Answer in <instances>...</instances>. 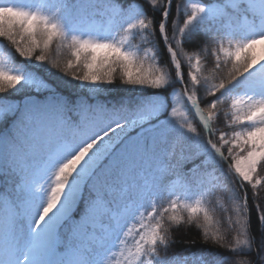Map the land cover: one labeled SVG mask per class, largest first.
<instances>
[{
    "label": "snow or ice",
    "instance_id": "6c2138e0",
    "mask_svg": "<svg viewBox=\"0 0 264 264\" xmlns=\"http://www.w3.org/2000/svg\"><path fill=\"white\" fill-rule=\"evenodd\" d=\"M146 3L0 0V264H264V0ZM229 190L222 232L205 197ZM181 224L232 255L170 252Z\"/></svg>",
    "mask_w": 264,
    "mask_h": 264
},
{
    "label": "trees",
    "instance_id": "16d2710c",
    "mask_svg": "<svg viewBox=\"0 0 264 264\" xmlns=\"http://www.w3.org/2000/svg\"><path fill=\"white\" fill-rule=\"evenodd\" d=\"M22 0H15L16 3L22 4ZM136 3L142 4L144 8L147 10V13L149 15H152L151 9L146 3V0H135ZM195 2H200V0H174L173 5V17H175V4H180L182 7L190 8V5ZM205 3L211 2V0H203ZM156 18L159 19V15L156 14ZM157 38L159 39V36L157 34ZM0 44H2L5 53H7L8 49L5 47L7 44L6 40H3V38H0ZM201 40L200 38H196L191 44L185 45L186 49L188 51H195L198 49L199 44ZM151 45H145L144 47H150ZM202 57L204 56L203 53H201ZM70 57V52L67 48H64L60 54V60L63 62L64 60L68 59ZM215 57L208 55L206 56L204 63L205 68L210 69L214 64ZM13 63L15 66L19 67L23 63L22 59L14 54V60ZM148 63H153V61H146V66ZM182 63V70L185 73V81H187V71H188V65L187 62L181 58ZM159 66L166 68L167 71H169L173 77H174V67L171 66L169 63V57L167 55L166 49L164 48L162 40L159 43ZM54 71H59L55 70ZM176 88H180L179 84L175 85ZM125 90H122L120 88V81H116V86L111 88L108 93H105V95L108 96L109 99H112L114 97H118L119 95H123ZM198 96L203 97L204 92L203 89L198 90L197 92ZM13 98H19L18 96H15ZM230 99H226V102L221 106V113L219 116L218 121L213 125L214 128H217L218 131L216 132V135L213 137L215 140L218 137L219 131L227 129L224 124V118H223V112L227 109ZM201 107H206V104L202 101ZM184 110V109H182ZM187 119H189L192 123L197 124L198 130H200V125L195 118L193 112L188 109L187 110ZM179 119V117L177 118ZM201 135L203 136L204 133L201 130ZM225 155H227V151L225 149ZM192 165L191 163H188L185 165V168H190ZM224 169L227 168V164L223 165ZM174 177L169 178L170 181ZM170 187V185H169ZM238 187V186H237ZM264 189V187H262ZM242 194V193H241ZM232 193L231 191L227 192H220V191H214L211 192L209 195H206L205 199L208 202L207 206L213 213V219L215 221H219L218 227L223 232L227 228L226 224V214L223 211V207L229 202V199L231 197ZM248 195H249V207H250V213H251V229L253 234L256 236L257 244L260 243L261 239V233L259 230V221H258V215L257 210L254 207V201L251 199L252 191L249 188L248 189ZM193 199L199 198V194L196 192L192 193ZM262 204H264V194H260V200L258 201ZM150 210V209H149ZM233 232L228 233V239L232 238ZM172 235L175 240V243L171 245L170 252H192V253H201L204 250H207L208 252L212 253H220L222 255H232L230 252H228L226 249L221 248L219 245L214 244L211 240H208L207 242L204 241L202 229L198 228L195 224L192 225H185L181 224L178 227H173L172 229ZM206 259H211L210 256H206Z\"/></svg>",
    "mask_w": 264,
    "mask_h": 264
},
{
    "label": "rangeland",
    "instance_id": "374dc122",
    "mask_svg": "<svg viewBox=\"0 0 264 264\" xmlns=\"http://www.w3.org/2000/svg\"><path fill=\"white\" fill-rule=\"evenodd\" d=\"M21 2H22V4H29V3H36V2H38V0H22ZM0 50H3V47L1 45H0ZM230 103H231V100H229V104ZM229 104H228V107H227V109L225 111L229 110ZM223 118H224V115H223ZM233 130H239V128H236V129L227 128V129H224V130H221V131H229V132H231ZM218 136H219V134H218ZM262 174H264V173H262ZM170 190L175 191V192H182L184 190L182 181L178 180L177 178H174L172 180ZM260 194H264V189L263 188L260 189ZM129 243H131V241H129Z\"/></svg>",
    "mask_w": 264,
    "mask_h": 264
}]
</instances>
